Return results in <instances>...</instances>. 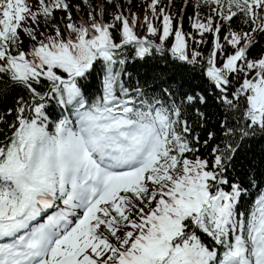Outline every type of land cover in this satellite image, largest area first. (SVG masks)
<instances>
[{"label":"snow or ice","instance_id":"1","mask_svg":"<svg viewBox=\"0 0 264 264\" xmlns=\"http://www.w3.org/2000/svg\"><path fill=\"white\" fill-rule=\"evenodd\" d=\"M262 37L264 0H0V264H264Z\"/></svg>","mask_w":264,"mask_h":264},{"label":"trees","instance_id":"2","mask_svg":"<svg viewBox=\"0 0 264 264\" xmlns=\"http://www.w3.org/2000/svg\"><path fill=\"white\" fill-rule=\"evenodd\" d=\"M95 2V0H94ZM141 0H137V3H140ZM83 15V13H81ZM86 18V17H85ZM29 26L25 25V21L22 22V27H34L32 22L28 20ZM39 27L37 31H43L44 30V24L42 21H39ZM185 30L188 29V22L187 19H185ZM23 31V30H22ZM20 34V33H19ZM23 43L21 44V47L27 48L30 47V41L26 34L22 32L20 35ZM205 53L207 52L208 48H210V44L206 46H202ZM264 48V37L258 38V42L253 47L249 53L250 56H256L260 52V49ZM129 67L128 71L133 73V75L139 73L140 75H144L147 73L148 75H151L153 70H158L159 69V64L155 61H149L145 63H138L135 61H129ZM193 83H198V81H193ZM10 101H0V107L3 106V104L9 103ZM262 152H264V139L257 138L251 142H249L248 145L245 146V149L241 152L240 155V160L241 162L247 163L249 159H251L253 162H258Z\"/></svg>","mask_w":264,"mask_h":264}]
</instances>
